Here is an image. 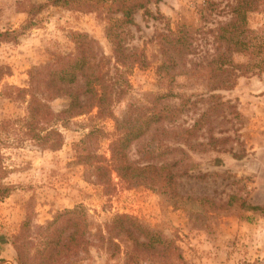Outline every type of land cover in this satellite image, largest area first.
I'll return each mask as SVG.
<instances>
[{
    "label": "rangeland",
    "instance_id": "374dc122",
    "mask_svg": "<svg viewBox=\"0 0 264 264\" xmlns=\"http://www.w3.org/2000/svg\"><path fill=\"white\" fill-rule=\"evenodd\" d=\"M42 1L0 0V31L18 28L27 17L23 9L29 3ZM215 1L218 7L211 13L205 11L203 0H161L157 6L149 5L162 15L158 19L146 22L141 10L134 14L136 26L126 27V45L129 50L142 52L145 66L131 69L127 76L129 88L113 105L110 116H58L52 123L32 125L27 111L29 96L14 88H27L28 73L33 68L72 51L73 32L88 34L99 54L112 56L105 35L106 13L50 6L38 14L36 25L15 41L0 43L4 71L0 80V183L8 187L0 200V256H12L13 264L19 263L18 255L27 264H44V228L60 213L79 207L86 219L84 244L49 264H124L123 252L98 237L116 213L133 214L151 230L171 238L182 256L179 264H264V214L240 211L205 215L198 210L197 201H186L182 207L181 202L145 184L130 189L117 184L111 195L105 196L73 151V143L84 138L92 125L111 132L113 117L120 119L130 104H137L144 112L166 117L151 123L131 143L127 150L131 161L173 164L176 188L183 196H209L235 205L264 204V62L263 70L258 67L254 73L238 77L231 89L209 91L213 78L208 67L199 62L205 64L204 57L214 54L217 33L209 30L230 19L225 4L234 3ZM258 3V8L247 14V26L264 40V0ZM178 23L200 27L205 39L197 41L196 53L178 60L169 75L161 76L157 66L162 56L154 34L175 28ZM235 58L246 60L240 54ZM105 65L110 68L108 62ZM210 93H220V113L211 114L199 131L188 136L185 131L215 102L209 100ZM45 100L55 114L69 102L66 96ZM95 114L96 108L91 112ZM40 128V135H45L47 128L58 131L60 147H41L37 136L31 134V130L38 133ZM51 139L56 140V135ZM95 144L100 153L108 156L106 138L96 137ZM112 177L117 183L115 174ZM15 243L20 245L18 252Z\"/></svg>",
    "mask_w": 264,
    "mask_h": 264
},
{
    "label": "trees",
    "instance_id": "16d2710c",
    "mask_svg": "<svg viewBox=\"0 0 264 264\" xmlns=\"http://www.w3.org/2000/svg\"><path fill=\"white\" fill-rule=\"evenodd\" d=\"M225 4L230 13V19L216 29L214 41L218 42L214 54L205 56V64L199 65L209 69L213 82L209 83V91L231 89L240 76L254 73L264 62V40L257 31L247 26V14L258 8V0H233ZM161 0H44L29 3L23 10L27 17L18 28H9L0 31V43L15 41L18 36L36 25L37 16L50 6H60L67 10L81 12L106 13L108 24L105 35L112 48V56L107 58L99 54L93 40L86 33H71L74 49L67 53L58 54L53 61L33 68L29 74L27 88H14L27 94L28 120L32 125L39 123H52L58 116L75 117L89 115V118L112 115L111 108L121 100L129 88L127 76L131 69L145 66L142 52L130 49L126 45L129 25H135L134 14L141 10L143 20L158 19L162 16L159 11L153 12L149 5L155 6ZM205 11L211 13L216 10L218 3L215 0H203ZM222 10V9H221ZM117 15V16H115ZM204 18V16L202 15ZM205 32L200 27L193 28L187 23H178L175 28H166L157 31L154 39L159 44L162 56L157 66V73L161 76L170 74V69L177 67L178 60H186L188 55L196 53L197 44L205 39ZM197 41H199L197 43ZM246 56L245 61L237 60L236 55ZM110 68H105V63ZM111 69V71L109 70ZM0 65V80L3 75ZM7 88H13L7 86ZM39 94H45L39 96ZM61 96L69 98L66 107L55 114L52 112L47 100ZM214 100L185 131L193 136L208 122L213 113H220L223 102L220 93H210L209 100ZM96 108V114L91 115ZM114 116V115H113ZM162 113H147L137 104H130L128 112L120 119L113 117L114 127L111 132L92 125L90 131L73 143L75 159L86 167L93 183L100 185L102 193L110 196L117 187L123 185L126 189L145 184L160 194L181 202L184 207L186 201H197L198 210L205 215H226L240 211H256L264 214V204H249L240 202L221 203L209 196L190 197L180 195L176 188L175 172L171 163L160 165L147 163L137 164L128 157L127 150L131 143L144 134L149 125L165 118ZM38 133L39 145L45 149H57L62 140L58 131L52 128L45 129V135ZM56 140L51 141V136ZM197 135V134H196ZM195 135V136H196ZM60 136V138H59ZM96 137L108 140V156L98 151L95 144ZM219 159H215L217 162ZM115 174L117 183L113 181ZM8 192V187L0 183V200ZM61 219L64 223L58 224ZM86 219L79 207L60 213L44 228L42 236V251L46 257L44 264L58 261L62 255L78 250L84 244ZM105 232L98 235L104 241L114 245L123 252L124 264H139L148 261L151 264H179L182 256L177 251L175 242L158 231L151 230L138 217L129 213H116L105 223ZM68 228H71L69 233ZM117 239V241H115ZM120 242H119V241ZM121 244L123 247H121ZM18 252L20 245L14 244ZM18 264H27L18 255Z\"/></svg>",
    "mask_w": 264,
    "mask_h": 264
},
{
    "label": "crops",
    "instance_id": "0c3cea01",
    "mask_svg": "<svg viewBox=\"0 0 264 264\" xmlns=\"http://www.w3.org/2000/svg\"><path fill=\"white\" fill-rule=\"evenodd\" d=\"M0 264H13L12 263V256L10 255H1L0 256Z\"/></svg>",
    "mask_w": 264,
    "mask_h": 264
}]
</instances>
